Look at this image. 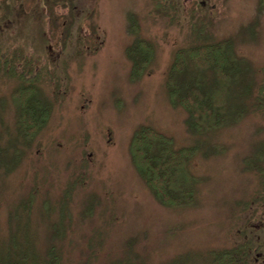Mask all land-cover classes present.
Returning a JSON list of instances; mask_svg holds the SVG:
<instances>
[{"label":"rangeland","instance_id":"374dc122","mask_svg":"<svg viewBox=\"0 0 264 264\" xmlns=\"http://www.w3.org/2000/svg\"><path fill=\"white\" fill-rule=\"evenodd\" d=\"M262 1L0 0L1 256L207 264L246 244L250 264H264ZM138 38L154 51L139 77L127 52ZM222 40L246 63L244 109L200 133L167 74L179 48ZM22 86L50 103L32 140L18 128ZM146 125L197 149L192 204L163 205L134 167L129 142Z\"/></svg>","mask_w":264,"mask_h":264},{"label":"trees","instance_id":"16d2710c","mask_svg":"<svg viewBox=\"0 0 264 264\" xmlns=\"http://www.w3.org/2000/svg\"><path fill=\"white\" fill-rule=\"evenodd\" d=\"M204 30L198 34L203 35ZM127 52L137 77L141 76L154 57L152 44L138 38ZM245 74L246 63L237 55L231 40L182 47L176 51L167 74L169 98L187 112L192 130H216L243 112L241 85ZM260 94L259 108L264 110V84ZM16 95L19 131L24 139L32 140L49 118L50 103L35 86H22ZM196 151L195 147L178 148L171 136L147 125L138 128L129 142L134 167L156 199L168 207L194 202L200 178L192 173L190 163ZM261 172L264 179V169ZM248 246L212 252L207 264H250ZM35 260L32 263L26 256L18 259L0 254V264H60L57 253L51 250L44 262Z\"/></svg>","mask_w":264,"mask_h":264}]
</instances>
